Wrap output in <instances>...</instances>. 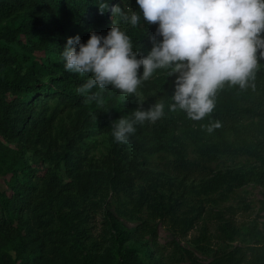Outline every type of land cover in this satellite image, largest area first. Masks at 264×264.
Instances as JSON below:
<instances>
[{"label":"rangeland","instance_id":"1","mask_svg":"<svg viewBox=\"0 0 264 264\" xmlns=\"http://www.w3.org/2000/svg\"><path fill=\"white\" fill-rule=\"evenodd\" d=\"M116 5L123 10L130 8L127 0H115L113 7ZM27 16L50 28L59 46L66 44L68 37L76 35L86 42L92 33L91 27L76 28L73 18L60 20L56 13H43L34 9L19 10L9 18L0 17V31L6 26H20L29 19ZM110 16L111 14L107 16L109 20ZM60 27L64 30L63 35L58 34ZM108 28L104 35L110 30ZM133 50L136 52L135 48ZM142 71L141 69V74ZM16 73L34 74L37 78L35 85L50 87L46 96L39 94L34 98L32 105L35 107L31 112V121L42 114L51 121V125L45 142L39 140L35 134L30 136L29 126L26 127L23 139H8L0 132V192L4 195L11 197L15 170L20 168L24 173L32 174L33 178L47 172L55 173L58 182L74 183L78 198L87 196L93 186L101 185L99 182L107 179L109 194H102L105 195L103 208H98L99 212L92 223L93 234L97 239L105 233L106 212L115 213L116 181L119 180L131 186L137 197L140 194L151 197L158 195L160 200L179 204L182 212L180 218L183 220L193 222L194 219L197 220L200 212L220 211L232 206L238 209L236 218L239 223L252 220L264 222L262 186L256 183H245L237 187L235 184L229 185L225 190H233L238 199H229L220 205L209 201V197L202 191L208 181L218 176L230 179L232 176L244 178L248 173L264 175V118L256 113L258 108L253 109L250 102L255 98H264V60L260 61L255 73L257 84L255 87H247L253 90L246 92L241 101L239 107L242 113L237 117L236 123L226 129L223 136L217 132H208L209 123L192 124L185 112L169 110L174 77H169L167 71L156 72L149 80L142 82L138 88L139 98L136 95L123 94L111 86L103 90L93 88L92 92H99L103 97L104 103L101 107L95 101L85 102V95L78 91L88 79L87 76L66 71L62 58L51 56L45 42H30L26 36L18 35L14 42L0 39V107L24 96V88H17L15 91L11 89L10 84L17 77ZM24 84L27 88L35 87L32 81L29 85ZM232 87L236 86L226 84L218 91L216 99L222 100L225 92ZM157 100L165 104V115L160 120L137 124V130L128 143L114 140L111 126L113 121L122 116L132 119V113L139 103H143V107L147 109ZM157 126L162 127V132L155 131ZM234 127L240 132L239 136ZM244 134L248 135L246 145L241 139H245ZM173 143L176 146H186L189 154L187 160L201 166L203 171L184 180L182 175L174 172L176 159L171 152L150 151L154 147ZM66 161H70L69 169L74 172L75 180L70 177ZM115 167L119 171H114ZM120 170H124V176L120 175ZM99 195L101 194L96 196L97 200L101 198ZM119 219L128 230L139 225L137 221ZM198 222L187 237H181L169 231L160 220L151 221V225L158 230L162 254L152 247L149 237L145 240L138 238L147 245L153 258L146 253H140L137 256L138 262L133 264H150L151 259L157 264H168L171 262L169 256L173 254L176 245L187 249L191 254L179 255L172 264H206L215 260L217 249L229 250L230 247L245 246L238 239L207 252L197 249L191 239L199 234V228L204 224ZM3 246L5 249L2 251L3 259L0 264H23L13 245L4 241ZM111 247L112 243L106 244V248H109L107 251ZM103 263L119 264L117 259L115 262L105 259Z\"/></svg>","mask_w":264,"mask_h":264},{"label":"trees","instance_id":"2","mask_svg":"<svg viewBox=\"0 0 264 264\" xmlns=\"http://www.w3.org/2000/svg\"><path fill=\"white\" fill-rule=\"evenodd\" d=\"M127 1L130 8L124 9L126 13L131 15L132 12H139L136 0ZM114 2L115 0H0V17L9 18L19 10L34 9L43 13H56L60 20L73 18L76 28L91 27L92 32L103 35L106 28L110 29L113 22H116L131 37L133 48L139 56H146L153 47L154 38L162 39L156 36L158 24L147 25L141 14L140 23L132 27L120 16L113 17L111 9ZM110 14L109 20L107 16ZM58 34H64L61 27ZM18 35L26 36L30 42L38 40L45 42L49 54L61 59L65 44L59 46L50 28L36 23L33 17H29L18 27L10 25L0 31V39L11 42L16 41ZM165 71L168 70H157V72ZM16 76L10 84L11 89L15 91L17 88H24V96L0 107V132H3L8 139H23L26 127L29 126L30 136L35 134L39 140L45 142L50 134L51 121L42 114L31 121V112L35 107L32 105L34 98L39 94L42 97L46 96L50 92V87L35 85L37 78L34 74L16 73ZM31 81L35 87L27 88L24 83L29 85ZM251 83L255 85L257 81L254 79ZM252 90V88L243 90L239 86L232 87L225 92L222 100L216 99V107L209 116L200 121L188 118V121L197 125L209 123V126L218 122L219 127L214 128L213 132L223 136L226 129L236 123L237 117L242 113L239 107L241 101L246 92ZM250 102L253 109L258 108L256 113L264 118V98H255ZM234 128L239 136L240 132L236 127ZM155 131L162 132V127H155ZM246 136L248 135L244 134L245 139L241 138L245 145ZM177 145L174 143L161 145L150 151L151 153L162 150L171 152L176 159L174 172L182 175L184 180L201 173L203 171L201 166H196L192 161L187 160L188 148L182 144ZM66 163L70 177L75 180L74 172L69 169L70 161ZM114 171L119 169L115 167ZM123 171L119 172L122 176H124ZM15 172L11 197L0 192V261L3 259L4 241H7L8 245L14 246L13 249L17 252L18 258L22 259L23 264H58L59 262L104 264L105 259L114 262L117 259L119 264H133L138 262L137 256L140 253H146L153 258L150 249L138 238L145 240L149 237L152 247L162 254L158 230L150 223L160 220L169 231L181 237H187L198 221H201L198 224L204 223L199 228V234L191 239V243L203 252L217 246L228 245L238 239L245 244V246L230 247L229 250H215V260L206 264H264V222L252 220L239 223L236 218L238 209L235 207L200 212L197 220L190 222L180 218L182 212L179 204L167 203L164 199L160 200L161 197L158 195L151 197L140 194L137 197L131 186L119 180L116 181L115 213L106 212L104 224L106 230L100 236L101 239H97L93 234L92 223L99 212L98 208H103L102 201L105 195L102 194L106 192L109 194L107 179L100 181L101 185L93 186L87 196L78 198L75 195L74 183L58 182L53 172L34 178L32 174L24 173L22 168L16 169ZM245 183H256L264 188V175L248 173L244 178L232 176L230 179L226 176H218L208 181L202 191L209 197V201L220 205L229 199H238L237 194L233 193V190H225L226 187L233 184L236 187L242 186ZM98 194H101L99 195L101 198L97 200ZM261 204L264 210V200ZM119 218L137 221L139 225L133 230H128ZM109 242L112 243V247L107 251L109 248H106V244ZM183 254L191 253L176 245L173 254L169 256L171 262L168 264H172L174 259ZM150 264L157 262L151 259Z\"/></svg>","mask_w":264,"mask_h":264},{"label":"clouds","instance_id":"3","mask_svg":"<svg viewBox=\"0 0 264 264\" xmlns=\"http://www.w3.org/2000/svg\"><path fill=\"white\" fill-rule=\"evenodd\" d=\"M139 12L126 13L119 5L111 11L132 27L141 20L158 24L151 50L139 56L131 37L113 22L106 35L93 31L86 42L79 35L68 37L61 58L71 73L87 76L78 89L85 102L103 106V97L92 92L111 86L123 94L136 95L142 82L157 70L174 77L169 110H181L189 119L203 120L216 107V96L226 84L245 89L260 61L264 60V0H136ZM143 68L142 74L140 69ZM132 113L111 123L112 136L128 143L136 125L155 123L165 115V104L157 100L147 109L143 103ZM219 123L207 126L212 132Z\"/></svg>","mask_w":264,"mask_h":264}]
</instances>
